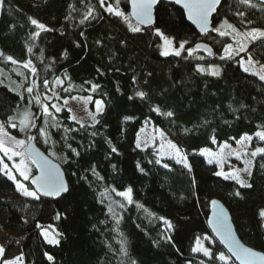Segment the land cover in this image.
I'll list each match as a JSON object with an SVG mask.
<instances>
[{"label":"trees","instance_id":"1","mask_svg":"<svg viewBox=\"0 0 264 264\" xmlns=\"http://www.w3.org/2000/svg\"><path fill=\"white\" fill-rule=\"evenodd\" d=\"M113 3L125 16L105 10ZM90 9L92 15L84 19ZM154 16L153 25L138 26L125 0H104L103 7L100 0H0V121L11 132H26L29 128H11L9 117L14 121L22 105L32 103L33 140L60 163L69 187L59 198L33 199L17 190L0 161V231L14 233L23 264H235L206 224L214 197L227 206L241 240L264 253V218L259 215L264 211V158H254L251 187H241L234 179L215 175L216 164L199 153L244 135H253V146L264 147L254 136L264 125V81L239 63L251 55L264 66V38L249 40L245 52L221 60V49L230 40L213 31L222 22L241 31L264 30V5L222 0L205 36L170 2L161 1ZM34 21L48 30L38 29ZM157 29L176 46L184 42L179 55L162 53ZM199 41L207 42L213 53L195 50ZM29 49L41 57L36 75L61 78L69 93L102 100L93 124L73 120L64 107L54 114L40 113L26 92L28 70L19 76L12 71L26 62ZM199 64L216 65L220 74H201ZM141 91L144 99L135 95ZM168 111L174 116L163 115ZM144 122L166 132L191 170L174 159L158 164L153 146L137 147ZM26 185L32 189L30 181ZM128 187L131 204L117 195ZM164 220L173 227L168 229ZM41 222L53 226L59 243L43 238ZM199 239L207 254L193 250Z\"/></svg>","mask_w":264,"mask_h":264},{"label":"rangeland","instance_id":"2","mask_svg":"<svg viewBox=\"0 0 264 264\" xmlns=\"http://www.w3.org/2000/svg\"><path fill=\"white\" fill-rule=\"evenodd\" d=\"M110 5L113 7V9H111L112 11L119 12L115 3ZM123 16L125 15L123 14ZM220 25L221 23L218 25V27ZM254 30L258 29L241 31L225 22H223V24L221 25V34L228 36L230 40L226 45L232 44L234 49H238L240 47V44L236 43L235 41L242 40V42L247 45L249 40L244 41L243 37L248 36L249 34H260L255 32ZM159 36L161 39L160 47L163 54H175L176 52L180 53L183 49L181 45L176 46L170 38L164 36L163 34ZM223 49L224 48L221 49L222 54ZM195 55L200 59L202 57L197 53ZM248 58L249 57L244 56L241 57L239 61L243 59L245 61V67H249L251 68V70L257 71L261 75H264V66L253 59H251V64H249ZM29 61H31V65L29 66V68H26L28 70L26 76L27 78H29V82L25 88L27 89L28 87H32L33 90L31 93H29L28 91L26 92L28 93V98L39 106L40 113H43L44 115L54 114L62 107H64L70 112L71 118L81 124L91 125L97 120L98 114L102 111L101 99L93 100L90 95H86L83 93L71 94L69 93L70 89H66V87L62 86L63 81L61 78L45 77V75L38 76L36 75V72L33 73L31 71L32 67L37 69L36 66L41 61V57L37 52L31 51L26 62L15 65L12 69L13 74H15L16 76L22 75L20 71L25 68L24 64L28 63ZM199 66H201L204 69V72L207 73H214L218 69L217 66L213 64H199ZM33 75L35 76V78H33ZM45 80L48 81L47 87L44 83ZM4 83L11 89L17 90L7 80ZM37 96L39 97V100L36 99ZM30 104L32 103L23 104L19 117L14 121H10L8 123L11 128H13L10 125L12 123H14L16 125V128L19 129L21 127H26L27 129L29 128L26 132L21 134L11 132L6 126H4L3 122L0 121V124H2V126H0V135H3V140L0 141V161L5 175L14 181L17 190L26 196L33 197L36 196V194L33 189L27 188L26 181H30L35 172H32L33 163L24 154V147L28 142L29 137L32 136L30 132V129H32V119L29 114L32 108ZM257 132H264V125L259 127L254 134V136L259 139V137L256 136ZM151 136L155 140L152 146L156 150L155 157L157 160L160 158L161 153H163L165 156H173L174 160L179 161L184 165H188V161L187 159H185L186 155L184 154V152L173 141L170 140L163 129L154 126L152 122H144V124L140 127L137 133L136 145L143 144L144 140ZM247 136L252 137L250 142H240V138L233 144L227 143L229 147H224V144L226 142H223L217 150H210L212 153H222L224 156L222 164H218L216 160L213 159V162L217 166V171L223 170L224 173L231 177L234 170L246 168V171H241L239 173V177L245 184H249V172H251L254 161L251 153L255 151L257 147H262L259 144L253 146V135ZM157 148L160 149V152L157 151ZM201 151L199 153H201ZM229 153H231V155H229ZM237 153L241 154V159H236ZM48 155L50 156V154ZM203 156L208 161L209 157L207 156V154ZM164 159L165 158H162L161 163L164 162ZM250 160L252 161V164L248 162ZM244 161L248 163H244ZM40 226L41 232L43 233L42 236L47 242L50 243L55 239L58 240L56 231L51 224L41 222ZM13 235L14 233L7 229H2L0 231V261L2 264H23L18 241H14ZM193 250L201 251L202 253L207 254V248L200 239L195 242Z\"/></svg>","mask_w":264,"mask_h":264},{"label":"snow or ice","instance_id":"3","mask_svg":"<svg viewBox=\"0 0 264 264\" xmlns=\"http://www.w3.org/2000/svg\"><path fill=\"white\" fill-rule=\"evenodd\" d=\"M169 2L175 4L176 0H169ZM214 2H215V0H208L209 5L211 3H214ZM261 2L264 3V0H261ZM159 3H160V0H152L151 13H150L151 14V23H152V25L155 23L154 9ZM100 4L103 7L104 6V0H100ZM130 4H131V8H132V0H130ZM217 5L218 4H216V7H217ZM111 9H113V7L111 5H108L105 10L106 11H110ZM214 12H215V10H213L209 14V16L207 17L208 29L210 27V17L212 16V14ZM91 15H92V11L90 9L89 12H88V15L85 16L84 19H88V16H91ZM121 15H123V12H121ZM239 15H244V14L240 13ZM133 18L134 19H140V16L139 15H134ZM80 23H84V20H81ZM141 23H143L144 25H148V23L146 21H144V20H141ZM193 23H196V21H193ZM222 24H223V22L221 23V25ZM33 25H35L40 30H44V31L48 30V29L45 28V25H43L42 23H38L37 21H34ZM221 25L219 27L213 29V31L217 32L219 35L221 34ZM197 28L202 34L204 33L203 30L199 27V25H197ZM129 30L130 31H142L141 28H136V29H131L130 28ZM156 31H157L158 35H162V32L159 29H157ZM254 31L257 32V33H260V34H258V35L249 34L248 36L243 37V40L244 41H248V40L255 41V40L264 38V31H262L260 29L254 30ZM39 35H40L39 31L34 33V36H36V37H38ZM241 35H243V34H241ZM235 42L239 43L240 47L238 49H234L232 44L225 45L224 49H223V54L220 55V57H219L221 60H232L235 57L239 56L240 53L246 51V44L244 42H242V40L241 41H235ZM183 43L184 42H181V47H183ZM29 51H31V49H29ZM64 54L66 55L67 53L65 52ZM175 54L179 55V52H176ZM201 59H202V57H201ZM8 60H12V57H8ZM13 63H15V61H13ZM239 63H240V66L243 68V70L245 72H250L251 75L258 76L261 81H264V75H261L257 71L251 70V68H249V67H245L244 66L245 61L243 59H241L239 61ZM248 63L251 64V55H249ZM30 65H31V61H29L28 63H25L24 67L25 68H29ZM212 67H216V66H212ZM196 70L201 72V74H204V69L201 66L197 65L196 66ZM31 71L33 73H35L36 69L34 67H32ZM207 74H214V75L218 76L220 73H219V70L217 69L214 73L210 72V73H207ZM44 83H45V86L47 87L48 81L45 80ZM98 87H99L98 85H94V84L92 85V88H98ZM32 90H33L32 87H28L26 89V91H28L29 93H31ZM135 95L137 97H139L140 99H144L145 96H146V93L141 91V92H137ZM36 99L39 100V97L37 96ZM152 110L155 111L157 114H160L159 108H154ZM233 111H235V110H233ZM163 115H165L167 117H173L174 113L172 111H168L166 113H163ZM12 119H13V117H9L10 121ZM124 119L125 120H130L131 117H127L126 116ZM97 123H99V121H97ZM10 125L13 128L16 127V125L14 123H12ZM0 126H2V124H0ZM256 136L259 137V139L261 141H264V132H257ZM251 139H252V137L245 135V136L241 137L240 142H245V141H249L250 142ZM2 140H3V135H0V141H2ZM154 142H155V140L151 136L149 138H146L144 140L143 144H138L137 147L140 148L141 150H147V148L152 146L154 144ZM212 142L213 143L216 142L215 141V137L212 138ZM224 147H229V145H227V143H225ZM28 150L33 153V156L36 159V162L38 164V168H39V170H40V172L42 174V183H38V182L34 181V186H35V188L39 189L40 194L45 195L48 192H52L54 194H52L49 197L59 198L62 194L69 192V187H68L65 179H61L62 171L59 168V166L56 165L55 163H53L51 160L47 159L43 154H41L38 151H35L34 149H32L31 147H29ZM111 151L115 153L117 151V149L115 147H112ZM157 151L160 152V149L157 148ZM71 152L74 155H76V156L80 155V153L77 151L76 148H71ZM205 154H207V156L209 157V159L207 161L209 164L213 163V159H215L218 164H222L223 163L224 156H223L222 153H219V154L212 153L210 151V149H204V150L201 151V155H205ZM229 155H231V153H229ZM258 155H260V156H262V158H264V147H257L255 149V151H253L251 153V156L253 158L257 157ZM162 158L174 159L173 156H165L163 153H161L160 158L157 160L158 164L161 163ZM185 159H187V158L185 157ZM236 159H241V154L240 153L236 154ZM177 162H179V161H177ZM248 162H250L252 164L251 160L248 161ZM248 162L244 161V163H248ZM114 167H115V165H113V168ZM164 167H168V165H164ZM187 167H188L189 170H191V164L190 163H188ZM138 168H139V170L141 172L144 171L143 168L140 167L139 165H138ZM261 168H264V164H261ZM246 170H247L246 168H244V169H236V170H234L232 172L233 175L231 177L229 175H227L226 173H224L223 170L215 172V175L223 176L224 179L233 178L236 181V183L240 184L241 187H251V184H245L243 182V180L239 177V173L241 171L244 172ZM249 175H251V172H249ZM117 195L126 198L128 203L131 204V197H132V189H131V187H128L127 191L118 192ZM236 195H239V193H236ZM32 198L33 199H39V196H33ZM119 206L120 207H124L123 204H120ZM108 211L109 212L113 211V208H112L111 205L109 206ZM220 214L222 215V210H221ZM259 215L262 218H264V211H261L259 213ZM161 219H163V218H161ZM117 223H119V221H117ZM164 224L167 226L168 229H171L173 227L171 222L168 221V220H164ZM225 239H226V242H228L229 245H230V250L242 251V252L247 253V254L259 255V256L264 257V254L256 253V251H253L250 248L244 247L238 240L232 239L230 234L226 230H225ZM50 243L56 244V243H59V241L55 239L54 241H51ZM47 258H48V260H52L51 256H48Z\"/></svg>","mask_w":264,"mask_h":264},{"label":"water","instance_id":"4","mask_svg":"<svg viewBox=\"0 0 264 264\" xmlns=\"http://www.w3.org/2000/svg\"><path fill=\"white\" fill-rule=\"evenodd\" d=\"M127 2L128 15L130 19L140 27H148L152 25L151 23V4L152 0H132V8L130 4V0H125ZM164 2H169V0H160ZM222 0H215L214 3L209 5L208 0H176V3H172L178 8H180L183 12L185 20L193 26V28L197 31V33L201 36H205L213 29L212 17L216 13L218 6L220 5ZM264 5L261 0H255ZM216 4L217 7H216ZM155 10V9H154ZM215 10V12L210 17V27L208 29L207 17L209 14ZM134 15H139L140 19H134ZM155 19V16H154ZM141 20H144L148 23V25H144L141 23ZM196 21V23H193ZM197 25L203 30V34L198 30ZM199 46V47H198ZM195 50H201L209 55L213 53V50L209 46V44L205 41H199L194 45ZM1 53V51H0ZM31 147L35 151L43 154L47 159L51 160L53 163L59 166L62 171L61 179H66L65 172L58 161L50 157L44 150H42L33 140L32 136L29 137L28 142L24 147V154L31 160V162L35 166V173L30 179V185L37 196H42L46 198H52V192H48L45 195L40 194L38 188H35L34 181L38 183H42V174L38 168V164L36 159L33 156V153L28 150ZM68 185V183H67ZM222 210V215L220 214ZM207 227L212 234V236L216 239V241L222 246L225 252L229 255L230 259L235 264H264V257L259 255H251L244 253L242 251H233L230 250V245L226 242L225 239V230L230 234L232 239L238 240L244 247L250 248L256 253L264 254L262 251L257 250L246 243H244L241 238L238 236L233 221L231 219L230 212L227 206L218 198H211L208 205V213L206 217Z\"/></svg>","mask_w":264,"mask_h":264}]
</instances>
